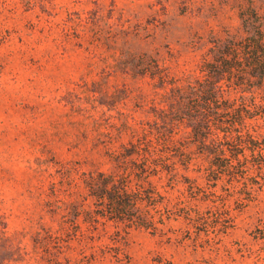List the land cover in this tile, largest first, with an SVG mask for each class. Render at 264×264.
Returning a JSON list of instances; mask_svg holds the SVG:
<instances>
[{
	"label": "rangeland",
	"instance_id": "obj_1",
	"mask_svg": "<svg viewBox=\"0 0 264 264\" xmlns=\"http://www.w3.org/2000/svg\"><path fill=\"white\" fill-rule=\"evenodd\" d=\"M0 264H264V0H0Z\"/></svg>",
	"mask_w": 264,
	"mask_h": 264
}]
</instances>
